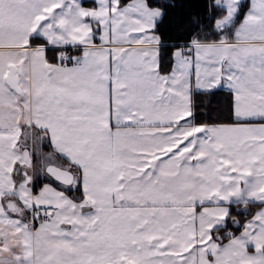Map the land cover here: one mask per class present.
Instances as JSON below:
<instances>
[{
  "label": "snow or ice",
  "instance_id": "1",
  "mask_svg": "<svg viewBox=\"0 0 264 264\" xmlns=\"http://www.w3.org/2000/svg\"><path fill=\"white\" fill-rule=\"evenodd\" d=\"M198 7L0 0V264H264V0Z\"/></svg>",
  "mask_w": 264,
  "mask_h": 264
},
{
  "label": "trees",
  "instance_id": "2",
  "mask_svg": "<svg viewBox=\"0 0 264 264\" xmlns=\"http://www.w3.org/2000/svg\"><path fill=\"white\" fill-rule=\"evenodd\" d=\"M163 6L167 8V17H184L187 18L190 14H197L199 12V5L204 3L205 0H176V5L173 7L170 4L166 3V0H158ZM222 102H227L228 93L227 90H224V94L220 97ZM39 182H42L39 181ZM234 214L241 215L242 213L236 211Z\"/></svg>",
  "mask_w": 264,
  "mask_h": 264
},
{
  "label": "crops",
  "instance_id": "3",
  "mask_svg": "<svg viewBox=\"0 0 264 264\" xmlns=\"http://www.w3.org/2000/svg\"><path fill=\"white\" fill-rule=\"evenodd\" d=\"M226 90V89H225ZM54 182V181H53Z\"/></svg>",
  "mask_w": 264,
  "mask_h": 264
}]
</instances>
